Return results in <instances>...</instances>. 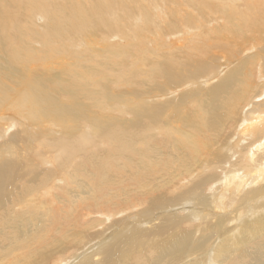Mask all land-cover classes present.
Segmentation results:
<instances>
[{"label":"bare ground","instance_id":"bare-ground-1","mask_svg":"<svg viewBox=\"0 0 264 264\" xmlns=\"http://www.w3.org/2000/svg\"><path fill=\"white\" fill-rule=\"evenodd\" d=\"M0 264H264V0H0Z\"/></svg>","mask_w":264,"mask_h":264},{"label":"rangeland","instance_id":"rangeland-1","mask_svg":"<svg viewBox=\"0 0 264 264\" xmlns=\"http://www.w3.org/2000/svg\"><path fill=\"white\" fill-rule=\"evenodd\" d=\"M168 38H169L168 36H165V40L167 41L168 44H170L173 40H168ZM96 46L97 47H102L99 44L96 45ZM168 48H169V46H159V45H156V42L152 38H149L148 40L144 41V46L141 47V52L138 53L139 54L138 64L137 63H133L131 56L128 57L127 60H128V63L130 65H132L134 67H137V65H138V67L140 68V67L143 66L142 65V59H141V57H145L147 59V61H148V64L150 66L154 67L155 65H158L161 62H163V61L166 60L161 55H165L167 53V51H168ZM136 49H137L136 48V45L132 46L131 49H130L131 53L135 52ZM58 57H60V55L53 56V57H51L52 59L51 58L50 59L53 61L54 59H56ZM94 65L95 66H98L99 65V60H98V62L95 61L94 62ZM49 68L51 70H56L53 66H51ZM38 73H39V71H38ZM40 73H45V71L44 70H40ZM132 73H133V71H132ZM113 89H118V87H113ZM17 99H18L17 97L14 98V100H15L14 109H17L18 111H20V112L22 111V113H24L23 110H20L22 108H20V102L17 103ZM19 115L21 116L20 113H19ZM28 137L29 138H37V137H39V133H37L34 129H30V135L28 133ZM60 185L63 186L64 188L71 186V184L70 183H67V182H62V183H60ZM183 206H184V204H181V205L178 206L177 209H173L172 210V208H171L167 212V214H170V218H169L170 220H168V221H176L177 219H182L183 221L186 222V218L189 219V220H192L193 217H190V216L186 215V211H183ZM130 216L131 215H129L128 217H130ZM133 216H132V218H134L136 220H134V222H132V224H133L132 226H143L144 223H145L144 225H147V224L151 223L153 220L158 219V218H155V219H153V218H147L146 221H143V219H138L137 220V218L135 216L134 217ZM141 220L144 223L141 222L140 224L135 225L136 223H138V221H141ZM122 235L124 236V239L123 240H125V239L126 240H129L130 239V240L136 242V240H135L136 238H134L133 236H131L132 234H131L130 231L126 230V231H124V233ZM123 244H124L123 245L124 255H126V256H128V254L130 255L131 250H132V247H133V244L128 243V242H124ZM129 248H130V252H125Z\"/></svg>","mask_w":264,"mask_h":264}]
</instances>
